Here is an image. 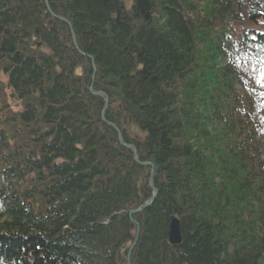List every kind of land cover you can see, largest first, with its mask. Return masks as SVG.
<instances>
[{"label":"trees","instance_id":"trees-1","mask_svg":"<svg viewBox=\"0 0 264 264\" xmlns=\"http://www.w3.org/2000/svg\"><path fill=\"white\" fill-rule=\"evenodd\" d=\"M46 4L0 0V264H264V0Z\"/></svg>","mask_w":264,"mask_h":264},{"label":"water","instance_id":"water-1","mask_svg":"<svg viewBox=\"0 0 264 264\" xmlns=\"http://www.w3.org/2000/svg\"><path fill=\"white\" fill-rule=\"evenodd\" d=\"M44 1H45V4H46V0H44ZM46 6H47V4H46ZM61 20H63V19H61ZM72 41H73L74 46L76 47V45H75V40H74L73 35H72ZM94 95L102 96V97L104 98V101H105L104 104L106 105V103H107V97H106V95H105L104 93H102V92H97V93H94ZM102 112H103V111H102ZM102 120H103L104 122H106L105 119H104V117H102ZM108 125L111 126L114 130L117 131V134H118V135H117V138H118V142H119V144L122 145V146H124V147H126V148H128V149H131V150H132V153H133L134 161L138 163V159H137V156H136V150L134 149V147H133V146H130V145H126V144L123 142L120 133L118 132V130L116 129V127H115L114 125H112V124H110V123H108ZM143 165H144V166H146V165L151 166V168H150V173H149V177H150V178H149V180H148V184H149V187H150V190H151L152 196H151V198H150V200H149L148 202H146L145 204H143V205H142L141 207H139L138 209H135V210L130 211L129 214H128V218H129L130 222H131L132 224H134V225L137 227V229H136V234H137V232H138V224L135 222V220L132 218V216H133L134 214L140 213V212H142L144 209L148 208V207L153 203V201H154V199H155V197H156V195H157V190H156V188H155V187L153 186V184H152V178L154 177V172H156L157 169L153 168V165H151V164H149V163H143ZM168 241H169V243H170L171 245H173V246H178V245L180 244V241H181V238H180V231H179V223H178V221H177L176 219H174V218H171V220H170L169 231H168ZM132 247H133V245L130 247L128 254L130 253ZM128 263H129V261H128Z\"/></svg>","mask_w":264,"mask_h":264},{"label":"bare ground","instance_id":"bare-ground-1","mask_svg":"<svg viewBox=\"0 0 264 264\" xmlns=\"http://www.w3.org/2000/svg\"><path fill=\"white\" fill-rule=\"evenodd\" d=\"M149 164H151V163H149ZM151 165H152V164H151ZM146 166H148L149 169L151 168V166H149V165H146ZM149 172H150V170H149ZM149 178H150V177H149ZM149 178H148V180H149ZM148 186H149V184H148ZM149 188H150V187H149ZM151 196H152V194H150V196H149L148 198H146V199L142 202L141 205H143V204H145L146 202H148V201L150 200Z\"/></svg>","mask_w":264,"mask_h":264},{"label":"snow or ice","instance_id":"snow-or-ice-1","mask_svg":"<svg viewBox=\"0 0 264 264\" xmlns=\"http://www.w3.org/2000/svg\"><path fill=\"white\" fill-rule=\"evenodd\" d=\"M261 78L264 79V72L261 73ZM261 87H264V84H261ZM261 95L264 96V93H262Z\"/></svg>","mask_w":264,"mask_h":264},{"label":"rangeland","instance_id":"rangeland-1","mask_svg":"<svg viewBox=\"0 0 264 264\" xmlns=\"http://www.w3.org/2000/svg\"><path fill=\"white\" fill-rule=\"evenodd\" d=\"M141 206H142V205H140L139 207H141ZM139 207H138V208H139ZM138 208H137V209H138ZM134 210H135V209H134ZM144 210H145V209H144ZM144 210H143V211H144ZM128 213H129V212H128ZM140 213H141V212H140ZM137 214H138V213H137ZM168 231H169V228H168ZM136 236H137V234H135V238H134V240L136 239ZM132 243H133V242H132Z\"/></svg>","mask_w":264,"mask_h":264}]
</instances>
